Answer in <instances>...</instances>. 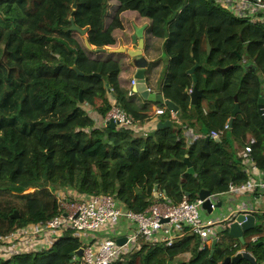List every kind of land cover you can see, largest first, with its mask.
I'll use <instances>...</instances> for the list:
<instances>
[{"label": "trees", "instance_id": "16d2710c", "mask_svg": "<svg viewBox=\"0 0 264 264\" xmlns=\"http://www.w3.org/2000/svg\"><path fill=\"white\" fill-rule=\"evenodd\" d=\"M29 2L0 0V235L46 222L60 197L71 194L113 195L142 212L156 185L175 203L195 200L203 189L227 191L248 180L240 154L253 138L264 173L263 22L213 0H32L33 10ZM138 27H145L148 87L179 106L177 120L164 104L130 93L135 66L127 52L111 50L130 49ZM194 86L204 94L196 105ZM111 97L138 123L157 116L154 105L172 123L146 136L110 123L97 127L87 107L105 117ZM189 128L205 136L190 143ZM213 130L220 136L212 138ZM16 210L19 217H11ZM252 213L258 221L245 243L223 228L212 254V243L201 249L200 237L185 227L172 245L146 242L113 264H223L241 251L256 262L237 264H264V213ZM82 245L69 230L50 248L0 255V264H80L75 252Z\"/></svg>", "mask_w": 264, "mask_h": 264}, {"label": "built area", "instance_id": "2783aa9c", "mask_svg": "<svg viewBox=\"0 0 264 264\" xmlns=\"http://www.w3.org/2000/svg\"><path fill=\"white\" fill-rule=\"evenodd\" d=\"M215 1H220L229 10L236 12L235 15L238 16L248 11L245 9L252 8L255 17L247 12L245 15L251 17L252 21L264 23V0ZM256 14H260V17H257ZM132 84H136L135 79L132 80ZM130 93H133V91H130ZM111 102L112 108L107 115L98 118L103 126H98L97 117L95 119L96 126L104 127L114 121L116 127L137 130L138 125L135 119L122 109L115 99L111 98ZM164 113V108L158 107L156 109L157 115L160 116ZM171 117H174L173 113ZM220 133L213 130L211 137L217 138ZM198 137L199 135H194L188 141L192 143ZM255 143L256 140L251 139L240 155L246 165H252L255 172H258V178H255L253 173H249L246 182L231 185L227 191L209 195L208 198L212 201V210L217 205L215 200L227 194H243L248 191L264 190V173L258 170L252 153ZM205 200L201 197L193 200L184 196L180 202L175 203L166 196H159V198L151 201L144 211L136 212L122 206L113 195L102 194L84 198L73 194L71 198L63 199L58 213L46 222L23 227L17 232L0 235V255L28 253L42 248H50L58 237L69 230L73 231L75 236L83 242L82 247L84 250L80 264H113L120 259L121 255L133 251L135 242L138 239L145 242L163 241L168 245H172L180 234L178 231L182 230L183 227H189L191 233H196L200 237V248L204 249L211 245L214 238H217L214 229L217 222L206 220L202 216ZM122 220L128 222L124 229L132 231L133 234L132 236H126L128 241L125 244L119 245L117 239L123 236L114 238L110 235L120 231ZM223 222L226 223L227 221L224 220ZM165 226L168 228H165ZM102 231L106 232L107 236L103 237L101 241H98L96 237L88 241L85 240L88 239L90 233ZM187 254L191 258L195 252L190 251Z\"/></svg>", "mask_w": 264, "mask_h": 264}, {"label": "water", "instance_id": "95a60500", "mask_svg": "<svg viewBox=\"0 0 264 264\" xmlns=\"http://www.w3.org/2000/svg\"><path fill=\"white\" fill-rule=\"evenodd\" d=\"M74 7H76V3L73 4ZM73 29H77L79 30L82 34H86L87 30L85 29H80L79 27H77L76 25L72 26ZM142 30L143 27H140L137 29L136 31V35L134 36V41L137 42L138 39L137 37L142 36ZM85 42L86 45L88 46V48L92 49L93 46L90 44L89 40L87 37H85ZM208 47V53L210 54L212 51V47L211 44L208 43L207 45ZM144 41L141 38V40L138 41V46L136 48H130L127 49L125 46H121L118 49H111L112 51H116V52H127L129 54V56L131 57V62L132 64L135 66V74H134V78L137 80L136 85L133 86V91L138 93L141 97H143L144 99H147L148 101L155 103V104H164L168 110L174 112V113H178L179 112V106L176 105L173 101L169 100V99H164L162 92L158 91V92H153L151 91V89L148 88L147 82H146V69L148 67L149 64V60L147 58V56L144 54ZM97 51H106L108 50L107 48H98L96 49ZM197 67V64L192 67L189 70L190 74H194L195 69ZM78 73L83 75V72H81L78 68H75ZM197 80V77L194 75V81ZM190 97H191V103L192 104H197L198 103V99L200 97H203V91L199 90L196 86H194V88L192 89L191 92H189ZM237 99V97H236ZM240 112V106L239 104L236 105L235 109L232 112V118L230 120L229 123V128L232 127L233 122H234V117L237 115V113ZM260 114L262 115V118L264 119V105L261 104L260 105V109H259ZM171 124V120H166V121H160L158 124V127H165L167 125ZM111 125L113 127L115 126L114 121H111ZM187 160V158H186ZM158 185L155 186V197H159L160 194L158 193ZM163 192L165 193V190H163ZM209 195H211V192L203 189L201 192L200 197L202 199H206L203 207L204 208H208L211 209V200L208 198ZM19 212L18 210H16L11 217L13 218H18L19 217ZM232 219V218H231ZM167 221V220H164ZM256 225V217L254 214L251 213H240L239 215H237L236 217H234L232 219V222L229 223L228 225H225V228H228L229 230V234L232 237L235 238H239L243 243H245V238H244V234L246 231L252 230ZM165 228H168L167 226H165ZM128 241V237L124 236V237H119L117 239V243L119 245H123ZM218 242V238H214L212 241V254H214L215 252V247L217 245ZM264 241L259 242V245H263ZM83 250L84 248L81 246L76 252L75 254L77 255V260L81 261L82 259V255H83ZM242 258H247L249 260H251L252 262H256L255 258L253 256H251L249 253H247L246 251H242V252H238L234 257H227L226 260L223 262V264H229L230 262H233L235 264H237Z\"/></svg>", "mask_w": 264, "mask_h": 264}, {"label": "crops", "instance_id": "0c3cea01", "mask_svg": "<svg viewBox=\"0 0 264 264\" xmlns=\"http://www.w3.org/2000/svg\"><path fill=\"white\" fill-rule=\"evenodd\" d=\"M216 2H217V5H219L220 1H216ZM219 6L223 7L227 11L233 12L234 14L236 13L234 11L228 10V7H226L225 5H224L225 7L221 6V5H219ZM245 10H248V11H245V13L247 12L252 17H255V14H253V9L252 8L245 9ZM249 11H250V13H249ZM144 29H145V27H143L142 35H143V32H144ZM140 37L141 36H139V38ZM130 48H134V47L130 46ZM144 54H145V52H144ZM135 71H136V69H135ZM131 83H132V81H131ZM147 85H148V83H147ZM189 92H191V91H189ZM139 97L141 98V96H139ZM163 97H164V95H163ZM164 99H166V98L164 97ZM193 105H196V104H193ZM158 107L159 106H156V105L153 106L154 110H156V108H158ZM94 112H96V111H94ZM178 114H179V112L178 113L177 112L173 113L174 117H172V119H176L177 120L178 119ZM98 115H100V114H98ZM162 120H163L162 117L157 115L151 121H148V122H145V123H138L136 121V123L138 125L137 126V130H135L136 134L140 135V136H146L149 132L155 131L156 129L160 128V127H158V124ZM194 135H199L198 138H202V137L205 136V135H203L201 133H196L195 131H193L192 129L189 128V130L187 132V139L188 140L191 139ZM256 166H257V163H256ZM257 168H258L259 171H261L258 166H257ZM243 169H244V171H245V173L247 175H249V173H253L254 177L258 178V172H255V169H253L252 165H246L244 163V161H243ZM159 194H160V196H166L165 193L163 192V190ZM155 198H157V197H155ZM215 201H216L217 205H216V207L213 210L212 209H208V208L206 209L204 207L202 208V216H203L204 219L212 220V221L217 222V223L226 220L229 223H231L232 219L234 217H236L237 215H239L240 213H251V214H253L252 212L264 213V190L248 191V192L243 193V194H231V195L227 194L225 196L220 197L219 199H217ZM255 217H256V224H257L258 217H257V215H255ZM224 227H225V224L221 223V224H218L217 226H215L214 229H215L216 233L218 234V232L220 230H223ZM178 232L180 233L178 235V238L179 237H180V239L183 238L185 236V234H186L185 227H183V229L178 231ZM144 243H146V242L143 241V240L138 239L135 242V248L139 249V245L142 247V245H144ZM123 255H125V254H123ZM123 255H121V257L119 259L120 261L124 260V256Z\"/></svg>", "mask_w": 264, "mask_h": 264}, {"label": "rangeland", "instance_id": "374dc122", "mask_svg": "<svg viewBox=\"0 0 264 264\" xmlns=\"http://www.w3.org/2000/svg\"><path fill=\"white\" fill-rule=\"evenodd\" d=\"M216 4H217V2H215ZM219 5H221V6H224V4H221V2L219 3ZM29 10H33V7H32V0H30V2H29ZM257 15V17H260V14H256ZM139 28V27H138ZM143 39V38H142ZM139 40H141V38L139 39ZM136 45H137V42H135L134 40H133V42H132V45L131 46H134V48H136ZM162 57H163V59H164V61H165V59L167 60V57L165 56V54H163L162 55ZM252 68V66L251 65H245L244 66V69L245 70H248V69H251ZM205 105V107H208V104H204ZM87 110L89 111V113H90V115H93V118H94V120L96 119V117H97V121H98V118H100V116L101 115H98L96 112H94L93 111V109L92 108H88L87 107ZM95 124H96V122H95ZM98 126H103V123H101V122H99L98 121ZM72 197V195H67V196H62V197H60V199H59V207H61V204H62V201H63V199L64 198H71ZM128 222L126 221V220H122L121 221V223H120V231H117V233H115V234H113V235H110V236H112V237H114V238H117L118 236H132V234H133V232L132 231H127L126 229H124V227H125V225L127 224ZM221 223H224L223 221H221V222H219V223H217L216 225H218V224H221ZM218 229V228H217ZM105 236H107V234H106V232H93V233H90L89 234V237H88V239H85V240H91V239H93V238H97V240L98 241H101L102 240V238L103 237H105ZM212 243V242H211ZM135 251L137 250L136 248L134 249ZM242 252V251H241ZM183 259H186V260H188L190 257L188 256V254H186V255H184L183 257H182ZM126 260H123V262H125Z\"/></svg>", "mask_w": 264, "mask_h": 264}, {"label": "clouds", "instance_id": "9594fccd", "mask_svg": "<svg viewBox=\"0 0 264 264\" xmlns=\"http://www.w3.org/2000/svg\"><path fill=\"white\" fill-rule=\"evenodd\" d=\"M214 2H216L215 0H213ZM133 79H135V78H133ZM132 79V80H133ZM135 81H136V83H137V80L135 79ZM136 85V84H135ZM134 85L132 84V87H133ZM149 88V87H148ZM150 89V88H149ZM131 91H133V88L131 89ZM152 91V90H151ZM189 91H192V89H190ZM153 92H158V91H153ZM134 93H136V92H134L133 91V93L132 94H134ZM112 98V97H111ZM110 98V99H111ZM114 99V98H113ZM162 108V107H161ZM167 108V107H166ZM157 109V108H156ZM165 110V109H164ZM156 111V110H155ZM170 111V110H169ZM171 112V116H172V113H174V112H172V111H170ZM163 115V114H162ZM161 116V115H160ZM172 118V117H171Z\"/></svg>", "mask_w": 264, "mask_h": 264}]
</instances>
